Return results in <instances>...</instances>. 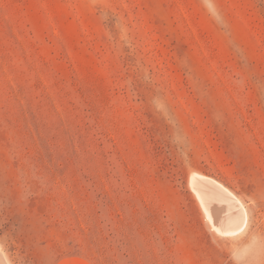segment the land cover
Masks as SVG:
<instances>
[{
  "label": "rangeland",
  "instance_id": "374dc122",
  "mask_svg": "<svg viewBox=\"0 0 264 264\" xmlns=\"http://www.w3.org/2000/svg\"><path fill=\"white\" fill-rule=\"evenodd\" d=\"M0 264H264V0H0Z\"/></svg>",
  "mask_w": 264,
  "mask_h": 264
},
{
  "label": "bare ground",
  "instance_id": "6f19581e",
  "mask_svg": "<svg viewBox=\"0 0 264 264\" xmlns=\"http://www.w3.org/2000/svg\"><path fill=\"white\" fill-rule=\"evenodd\" d=\"M192 179V186L203 200L207 217L217 230L224 234L242 231L248 222V212L240 198L210 177L194 173Z\"/></svg>",
  "mask_w": 264,
  "mask_h": 264
}]
</instances>
